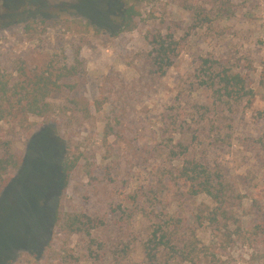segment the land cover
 <instances>
[{
    "label": "rangeland",
    "instance_id": "374dc122",
    "mask_svg": "<svg viewBox=\"0 0 264 264\" xmlns=\"http://www.w3.org/2000/svg\"><path fill=\"white\" fill-rule=\"evenodd\" d=\"M130 6L137 28L123 31ZM150 30L189 32L164 76ZM76 54L84 73L50 95L52 115L0 121V147L22 159L0 193V264H147L158 224L181 255L157 264H264V0H0L7 78ZM226 68L248 76L253 97L208 86ZM184 160L224 180L226 208L191 193ZM57 211L104 223L63 230Z\"/></svg>",
    "mask_w": 264,
    "mask_h": 264
},
{
    "label": "trees",
    "instance_id": "16d2710c",
    "mask_svg": "<svg viewBox=\"0 0 264 264\" xmlns=\"http://www.w3.org/2000/svg\"><path fill=\"white\" fill-rule=\"evenodd\" d=\"M139 15L140 12L134 6L125 9L122 14V30L132 31L136 29ZM39 22L41 25L46 24V27H49L51 23L45 18ZM54 23L57 22L54 21ZM51 25L52 27L55 26V24ZM188 35L189 32L177 37L171 31L166 33L147 31L145 38L151 45L150 57L154 66V74L166 75L168 69L173 66L175 59L180 55ZM63 53L66 55L65 51ZM204 63L205 65L213 64L212 60L208 58L204 60ZM44 65L31 66L28 70L20 66L18 69H20L21 74L12 79L7 78L6 73L0 71V121L4 119L17 121L28 115L49 117L55 112L54 104L49 100L50 95L63 88L67 78L84 73L83 63L78 54L75 57L72 56L71 61L66 56H51ZM216 75V77L209 78L210 84L208 81L206 83L211 88L218 84L215 91L219 94L235 101L253 97L254 91L250 86L248 76L227 68ZM216 79H218L217 82ZM261 83L264 86V62ZM21 164L22 159L17 152L12 151L11 148L2 149L0 147V193L13 178L10 169H17ZM63 165L65 176L69 175L75 166L74 161L70 159L65 161ZM178 175L189 184L191 193H205L217 204V209L226 208L228 187L219 175L211 172L206 166L196 161L184 160ZM103 223L102 219L93 218L86 214L61 216L60 212L57 211L55 215V224H60L61 229L71 232L88 231L89 228L103 225ZM175 241V232L162 224H158L146 244L147 264H157L160 255H181Z\"/></svg>",
    "mask_w": 264,
    "mask_h": 264
}]
</instances>
